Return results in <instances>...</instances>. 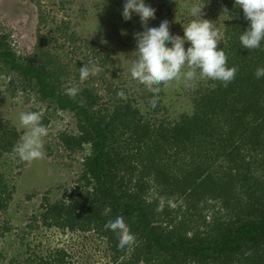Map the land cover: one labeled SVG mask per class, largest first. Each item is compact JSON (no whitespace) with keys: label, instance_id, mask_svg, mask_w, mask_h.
I'll return each instance as SVG.
<instances>
[{"label":"trees","instance_id":"trees-1","mask_svg":"<svg viewBox=\"0 0 264 264\" xmlns=\"http://www.w3.org/2000/svg\"><path fill=\"white\" fill-rule=\"evenodd\" d=\"M34 1L39 26L30 53L19 52L10 32L0 30V92L33 96L46 103V110L71 112L77 131L63 130L58 138L70 150L89 146L83 172L67 198L50 201L46 195L33 208L44 226L98 241L104 264H264V78L255 77L264 66V42L259 49L242 47L239 37L249 26L243 9L235 0H199L223 20L216 24L223 40L217 47L224 49L228 66L237 69L235 79L227 87L212 79L200 82L191 112L158 119L154 113L162 108L160 101L154 113H145L134 94L102 72L96 84L86 83L94 80L90 76L77 85L75 98L68 96L67 83L81 81L80 64L63 61L48 47L53 36L42 33V26L50 10L45 1ZM54 24L63 44L74 38L68 20ZM98 58L100 66L114 63L109 55ZM121 90L124 97L117 95ZM22 135L0 119V158L10 155L19 169L27 162L13 149ZM12 190L0 183V211L9 209ZM117 215L125 217L135 235L124 248L104 227ZM32 222L28 226L34 228ZM12 229L9 221H0V239ZM40 246L29 242L28 256L16 252L9 264H81L65 248L43 252ZM3 253L0 248V257Z\"/></svg>","mask_w":264,"mask_h":264},{"label":"rangeland","instance_id":"rangeland-1","mask_svg":"<svg viewBox=\"0 0 264 264\" xmlns=\"http://www.w3.org/2000/svg\"><path fill=\"white\" fill-rule=\"evenodd\" d=\"M43 1L46 2L47 5H44L50 13L46 26H42V33H50L53 36L48 45L51 51L57 53L63 61L69 60L72 64L78 61L79 67L91 60L96 68V74L90 75L94 80L69 81L67 86L77 87L85 82L94 85L95 79L102 72L104 78L118 84L128 94H134L136 103L143 112L151 111L153 99L160 101V111H151L158 119L177 118L181 113L194 109L195 89L201 86L200 82H207L208 78L189 83L183 80L171 81L159 85L160 91L153 93L131 77L130 69L137 59L134 52L137 47L135 33L143 31L144 26L138 14L132 23L123 18L124 0ZM146 2L156 9L155 17L148 21L149 26L167 18L171 33L181 36L184 34L183 25L187 26L193 19H198L190 15L189 9L194 5L203 6L199 0ZM38 8L34 0H0V30L10 32L12 44L21 53H30L37 41ZM202 13V18L209 20L213 27L219 30L220 27L216 24L219 22L222 25L221 16L217 15L215 10L209 9H202ZM62 20H68V33L74 37L72 40L67 39L65 44L62 43L64 38L60 40V33L54 28V23ZM187 46L188 43L185 47ZM101 55H109L114 63L100 66L96 58ZM26 111L39 112L42 116L41 123L48 128V135L44 138L45 156L43 159L27 162L21 169L16 167V159L8 158L10 155L0 158V183L5 181L13 188V200L9 209L0 211V221H9L13 227L11 235L0 239V248H4L0 264H9L11 256L16 252L23 254V258L28 256L29 242L40 244L43 252L57 247L65 248L71 251L73 258L81 264H104V251H98L96 248L98 241L84 237L78 232L63 231L57 227L47 228L42 223L41 213L33 209L44 200V196L47 195L50 201L67 198L66 194L77 186L89 146L86 145L83 150H70L58 138L59 132L63 130L77 131L76 118L66 110L55 111L53 107L46 110V103L33 96L22 98L20 94L12 96L10 92H0V119L9 120L23 135L26 129L19 124V114ZM45 115L49 119L47 124L44 122ZM28 193L34 194L32 200L26 199ZM29 222L34 224V228L28 226ZM84 242L88 243L87 247L83 245Z\"/></svg>","mask_w":264,"mask_h":264},{"label":"clouds","instance_id":"clouds-1","mask_svg":"<svg viewBox=\"0 0 264 264\" xmlns=\"http://www.w3.org/2000/svg\"><path fill=\"white\" fill-rule=\"evenodd\" d=\"M235 6L243 9L245 19L249 21L247 30L239 37L242 47L248 50L259 49L264 42V0H235ZM202 9L199 5L189 9L190 15L198 19H193L187 26L183 25L184 34L181 36L171 33L167 18L161 19L158 24L148 25V21L155 17L156 9L146 0H124L123 18L131 20L134 14H138L144 26L143 31L135 33L137 47L134 52L137 59L131 66V77L153 93L160 91L161 84L180 80L189 83L202 78L220 81L227 87L235 79L237 69L228 66L224 49L217 47L218 42L223 41L221 34L209 20L202 18ZM95 74L96 68L91 60L80 67L81 81ZM255 77L264 78V66L256 69ZM65 92L75 98L79 89L68 87ZM117 95L124 97L125 93L121 90ZM151 104L155 107L156 99ZM41 120L39 112L26 111L19 114V124L26 132L13 151L21 161L30 163L45 156L44 138L48 135V128ZM104 227L116 234L119 248L135 242V235L122 215L110 219Z\"/></svg>","mask_w":264,"mask_h":264}]
</instances>
